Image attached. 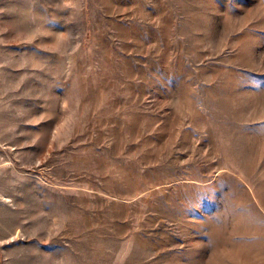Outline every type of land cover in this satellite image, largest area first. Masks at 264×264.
<instances>
[{
    "label": "rangeland",
    "instance_id": "obj_1",
    "mask_svg": "<svg viewBox=\"0 0 264 264\" xmlns=\"http://www.w3.org/2000/svg\"><path fill=\"white\" fill-rule=\"evenodd\" d=\"M0 264H264V0H0Z\"/></svg>",
    "mask_w": 264,
    "mask_h": 264
}]
</instances>
